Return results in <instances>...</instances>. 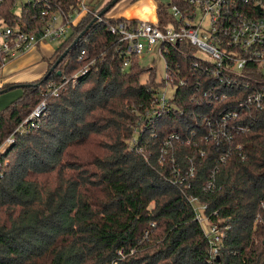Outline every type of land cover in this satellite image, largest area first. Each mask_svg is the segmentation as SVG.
<instances>
[{"label":"trees","instance_id":"obj_1","mask_svg":"<svg viewBox=\"0 0 264 264\" xmlns=\"http://www.w3.org/2000/svg\"><path fill=\"white\" fill-rule=\"evenodd\" d=\"M16 1L0 4V18L23 31L42 29V7L28 2L17 14ZM82 1L51 4L69 16ZM156 1L163 25L171 5L186 7L184 0ZM95 18L86 15L56 53L70 49L57 67L64 65L63 75L82 68V50L97 71L53 98L42 124L16 133L0 154V264H264V114L233 135L232 147L216 146L206 141L202 119L215 118L222 104L201 106L184 87L175 100L183 114L141 121L162 83L155 69L119 49L114 20L96 22L72 47ZM191 51L174 48L167 61L185 73ZM54 78L60 75L45 81ZM41 89L24 88L0 111V147L39 104ZM172 134L180 139L167 146ZM192 198L225 232L215 262Z\"/></svg>","mask_w":264,"mask_h":264},{"label":"built area","instance_id":"obj_2","mask_svg":"<svg viewBox=\"0 0 264 264\" xmlns=\"http://www.w3.org/2000/svg\"><path fill=\"white\" fill-rule=\"evenodd\" d=\"M3 1L0 0V4ZM261 1L184 0L185 8L178 4L170 6L171 22L166 25L160 22L157 7H154L156 21L127 16L114 19L116 23L110 30L118 37L119 49L125 48L124 54L139 58L140 55L151 53L157 48L165 60V79L162 80V86L151 104L140 113V120L148 122L171 110L183 114L175 100L178 90L185 87L194 91L193 100L201 106L222 104L215 118L204 116L202 119L208 132L207 142L212 141L218 146L227 141L232 147L235 133L250 131L249 122L257 119L254 115L264 114V5ZM30 2L34 8L42 7L41 18L44 26L42 29L27 32L8 25L0 18V59L3 63L0 70H5L13 62L36 52L43 42L59 45L65 42L81 17L89 13L95 14L98 23L108 22L104 17H99L97 11H90L87 0H83L75 13L69 16L53 12L51 0ZM184 45L190 46L192 50V61L185 73L178 66L172 67L166 58L172 49H181ZM197 52L203 53L206 59L198 57ZM86 58L87 52L82 50L78 62H85V66L75 77L76 82L89 74L93 66H96L95 63L98 64L96 59L88 62ZM127 65L128 61L125 63ZM193 79L196 80L192 82ZM54 85L55 82L50 83L51 88H55ZM174 87L175 93L169 96L170 88ZM51 90L55 94L56 91ZM47 106L45 101L38 104L12 136L1 145L0 153L15 142L16 133L37 129ZM179 139L178 134H172L167 146ZM241 149L239 146L238 150ZM224 160L225 156L221 158V161ZM159 161L162 162L163 158ZM194 170L193 167L190 168V176H194ZM190 202L210 246L209 261L215 262L225 232L211 222L206 205L201 204L197 198H192ZM148 236L147 231L145 238ZM111 264L118 262L113 261Z\"/></svg>","mask_w":264,"mask_h":264},{"label":"rangeland","instance_id":"obj_3","mask_svg":"<svg viewBox=\"0 0 264 264\" xmlns=\"http://www.w3.org/2000/svg\"><path fill=\"white\" fill-rule=\"evenodd\" d=\"M30 1L32 0H17L14 11L17 14H20L23 6ZM112 1L113 0H87V3H88V8L90 9V11H97L100 13L102 10H104V8H106L109 4H111ZM161 1L163 3H169V0H161ZM158 4L159 3L156 0H121L114 8H112L105 15L104 19L114 20L121 16L122 17L126 15L128 16L134 13L136 9L138 10L141 7H145V6H151L153 7V10H154V7H157V10H156L157 12ZM84 17H81L80 22L83 20ZM58 47H59V43L43 42L41 44V47H39L36 52L24 57L25 59H23L22 61H19V62L16 61L17 63L13 62L14 67L8 66L5 70H0V91L4 89H8L12 86H17V85H27V84L34 85V86L41 85L42 92H41V98H40L39 104L45 101L46 104L49 106L53 98L60 96L63 92L68 90L70 87H75V85L79 82V81L76 82L75 77L85 66V62L82 68L78 69L73 74L63 75L61 70L64 65L61 66L60 68H56L54 72L60 73L61 77L59 79L54 78V79H48L47 81H45V79L53 73L52 72L49 75V72L51 71L52 67L55 65L58 59L68 50V49H63V52L59 56L58 53H56V50L58 49ZM196 54L198 57L206 59V56L203 53L197 52ZM36 55H39L40 58L33 59V57ZM86 61L91 62L89 60H86ZM139 62L141 65H143L146 68L150 67V68L155 69L156 80L158 82H162V80L165 79V76H166L165 60L159 54L157 48L154 49V51L151 53H144L143 55H140ZM95 64L96 66H93L90 72L97 71L98 64L97 63ZM147 79H148V75L144 76L143 82H145ZM64 80L66 81V83H64ZM44 81L45 83H43ZM52 82H55V85H54L55 88L50 87V83ZM50 88L56 91L55 94ZM175 91H176V87L170 88V91L168 93L169 96L174 94ZM22 94H23V89H13L9 91L8 93L1 94L0 95V105H2V103L5 101L7 102L8 100V102L9 101L10 102L7 106H9L12 102L20 98ZM7 106H5V108ZM48 106H47V110H48ZM45 117H46V113L43 116V118L40 119L39 121L40 125L42 124V120ZM137 133H138V130H137ZM4 150L6 151V148ZM5 151L1 152L0 154H3Z\"/></svg>","mask_w":264,"mask_h":264},{"label":"water","instance_id":"obj_4","mask_svg":"<svg viewBox=\"0 0 264 264\" xmlns=\"http://www.w3.org/2000/svg\"><path fill=\"white\" fill-rule=\"evenodd\" d=\"M120 2V0H113L111 2V4H109L106 8H104V10H102L98 16L99 17H103L105 16L112 8H114L118 3ZM97 22V18H95L93 20V22H91V24L88 26V28L74 41L72 47H74L75 45H77L80 41V39L83 37V35L86 33L87 30L90 29V27H92L95 23ZM70 52V49H68L59 59L58 61L55 63V65L52 67L51 71L49 72V75L54 72L56 70V68L58 67V65L65 59V57L68 55V53ZM59 75H61L60 73H58ZM31 85L27 84V85H17V86H12L8 89H4L2 91H0V94H5L8 93L9 91L13 90V89H24L26 87H29Z\"/></svg>","mask_w":264,"mask_h":264},{"label":"crops","instance_id":"obj_5","mask_svg":"<svg viewBox=\"0 0 264 264\" xmlns=\"http://www.w3.org/2000/svg\"><path fill=\"white\" fill-rule=\"evenodd\" d=\"M127 17L136 18V19H146V20H150V21H156V19H157L156 12L153 10V7H151V6L141 7L138 10L136 9L134 11V13L128 15ZM34 58H40V56L36 55V56L33 57V59ZM23 59H25V58H21V59L17 60V62L22 61ZM25 66H27V65H25ZM9 67H14V63L11 64ZM9 102H8V100H7V102L6 101L3 102L2 105H0V110L5 108V106H7L9 104Z\"/></svg>","mask_w":264,"mask_h":264}]
</instances>
